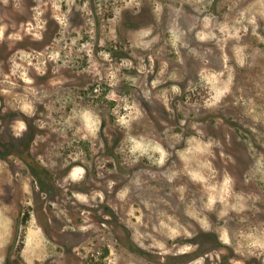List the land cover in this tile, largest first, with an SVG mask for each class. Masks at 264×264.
Instances as JSON below:
<instances>
[{"label": "rangeland", "instance_id": "rangeland-1", "mask_svg": "<svg viewBox=\"0 0 264 264\" xmlns=\"http://www.w3.org/2000/svg\"><path fill=\"white\" fill-rule=\"evenodd\" d=\"M0 141V264H264V0H0Z\"/></svg>", "mask_w": 264, "mask_h": 264}, {"label": "trees", "instance_id": "trees-1", "mask_svg": "<svg viewBox=\"0 0 264 264\" xmlns=\"http://www.w3.org/2000/svg\"><path fill=\"white\" fill-rule=\"evenodd\" d=\"M0 143H2L1 141H0ZM19 145H21L20 143H19ZM15 153H22V151L20 150V151H18V150H15ZM21 156H24V155H21ZM196 256V255H195ZM195 256H193L192 258H194ZM191 259V258H190Z\"/></svg>", "mask_w": 264, "mask_h": 264}, {"label": "bare ground", "instance_id": "bare-ground-1", "mask_svg": "<svg viewBox=\"0 0 264 264\" xmlns=\"http://www.w3.org/2000/svg\"><path fill=\"white\" fill-rule=\"evenodd\" d=\"M148 190H150L149 188H148ZM148 190H146V191H148ZM147 193V192H146Z\"/></svg>", "mask_w": 264, "mask_h": 264}]
</instances>
